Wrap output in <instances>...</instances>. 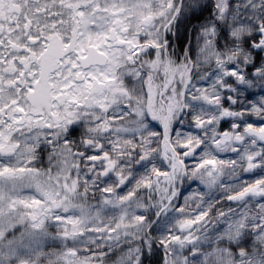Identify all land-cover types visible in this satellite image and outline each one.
I'll return each instance as SVG.
<instances>
[{
	"label": "clouds",
	"instance_id": "9594fccd",
	"mask_svg": "<svg viewBox=\"0 0 264 264\" xmlns=\"http://www.w3.org/2000/svg\"><path fill=\"white\" fill-rule=\"evenodd\" d=\"M175 6L149 37L161 49L125 65L100 123L81 117L36 147L31 167L57 196L52 211L77 222L64 241L50 221L53 260L70 245L88 254L71 264H264V187L245 175L246 153L259 148L249 140L232 163L227 138L214 142L224 100L264 120V0ZM150 89L168 103H152ZM205 159L217 166L198 167Z\"/></svg>",
	"mask_w": 264,
	"mask_h": 264
},
{
	"label": "snow or ice",
	"instance_id": "6c2138e0",
	"mask_svg": "<svg viewBox=\"0 0 264 264\" xmlns=\"http://www.w3.org/2000/svg\"><path fill=\"white\" fill-rule=\"evenodd\" d=\"M175 10V0H0V264H44L46 258L71 264L88 255L69 245L53 260L46 251L50 221L64 241L78 235L77 222L52 211L57 196L41 183L31 158L42 138L53 142L51 133L81 117L100 123L98 114L111 111L123 92V68L145 49L159 52L158 38L149 37ZM151 95L152 103H168L163 91ZM223 103L214 142L226 137L235 163L255 141L259 152L246 153L245 175L264 187V120L241 118ZM206 122L213 127V119ZM205 165L215 168L217 159L197 166Z\"/></svg>",
	"mask_w": 264,
	"mask_h": 264
}]
</instances>
